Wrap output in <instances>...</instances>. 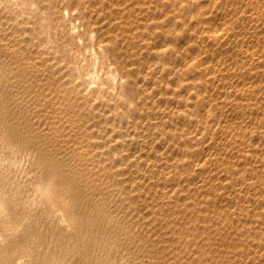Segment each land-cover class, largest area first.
Instances as JSON below:
<instances>
[{
	"label": "bare ground",
	"instance_id": "1",
	"mask_svg": "<svg viewBox=\"0 0 264 264\" xmlns=\"http://www.w3.org/2000/svg\"><path fill=\"white\" fill-rule=\"evenodd\" d=\"M31 1L42 5L41 0ZM72 1L79 8L76 16L83 17L82 23L86 26L85 31H78L77 35L98 33L92 45L107 66V73L102 76L104 80L95 79V87H89L93 81L86 77L92 70H87L79 57L80 48L50 41L45 33L50 31L49 24L43 30L44 34H40L34 31V25L24 23L27 19L20 21L17 11L16 14L12 12V17L6 13L15 0H0V58L4 61L0 71L9 83L14 80L26 84L29 95L34 98L20 90L21 98L25 102L26 98L33 101V106H44L51 118L54 117L52 128L58 131L62 124L64 138L75 134L77 140L74 143L61 142L59 146L63 149H60L61 158L58 159L66 164L72 178L78 179L86 191L90 190L91 197L100 201V206L97 205L102 212L99 214L101 220L112 223L115 206L121 201L128 202L129 207L142 199L144 211L140 217L143 222L145 219L154 225V238L163 236L162 241L159 240L162 248L158 249L161 263L264 264V0H70L65 5L60 0L55 8H51L61 18L64 7L72 8ZM19 9H24V5L21 4ZM57 23L63 24V21L59 19ZM31 37L35 40L29 45ZM99 44L103 48H99ZM112 65L116 67L110 73ZM111 76L116 77L115 84ZM125 77L127 82L120 83ZM16 90L19 91L18 86ZM15 92L11 94L15 95ZM34 132L35 128L32 134ZM71 180H67L64 192H55L60 195L58 206L62 208L68 205ZM40 189L42 194L52 197L50 186L43 185ZM67 208L63 210L67 212ZM72 212L74 217L76 212ZM62 215L59 216L74 221L73 217ZM75 222L66 224L75 228ZM122 223L125 227V222ZM119 225L114 226L119 228ZM8 237L3 234L1 239L5 241ZM102 241H107L106 253L103 252L99 259V255H94L98 260L113 264L115 257H111L109 251L115 240L113 243V240ZM22 242V253L16 260L28 264L29 260L22 257L32 255L34 251L30 247L28 250V245ZM118 244L120 246L122 242ZM101 248L95 249L101 251ZM121 251L123 253V249ZM237 256L242 259H235ZM103 261L100 262L103 264ZM4 262L0 260V264H10L8 259ZM57 263L51 259L42 264Z\"/></svg>",
	"mask_w": 264,
	"mask_h": 264
},
{
	"label": "rangeland",
	"instance_id": "2",
	"mask_svg": "<svg viewBox=\"0 0 264 264\" xmlns=\"http://www.w3.org/2000/svg\"><path fill=\"white\" fill-rule=\"evenodd\" d=\"M41 1H42L41 2L42 5L39 6V4L36 1L32 2L31 0H18V1L15 0V2H12L13 5H10L11 7H8L9 9L6 10L5 12L6 13L9 12L8 14L12 17V12L15 11V14H16V11H17V14L19 16V20L20 21L22 20V22L24 21V19L25 20L27 19L26 21H28V18L30 17L29 20L31 22L30 21H28V22L24 21V23L25 24L28 23L29 26L30 25L31 26L34 25V27H35L34 31L35 32L39 31L40 34L41 33L44 34L43 30L45 29L47 24H49L50 31H45V33H46V36L48 38H50V41H53L54 43H59V45L73 44L75 48H80L79 49V57L81 58L82 61L85 62L86 66H87L86 67L87 70L88 69L92 70V71H89L88 75L94 74V76L96 77L95 79L104 80L103 78L105 77V75L107 73V70H105V69H107L106 68L107 66H105L102 63L101 59L103 57H101V55L97 54L96 51H92V49H95L92 44H94V42L97 40L98 33H97V31H93L94 33L90 32V33L93 34V36L89 32L83 33L81 36L77 35V32L81 31V30L83 31L86 28V26H85V24L82 23V18L83 17L80 16V18H79V16H76V15H78L79 8H76L75 2H73V1L71 2L70 5H71L72 8L64 7V10H62L63 14H61V18H59L56 15V13H55V9H52V8H55L57 6V4L60 3V2H58L60 0H55V1L54 0H41ZM46 1H47V3H46ZM61 1H63L62 4L65 5V4L69 3L70 0H61ZM32 3H34V4H32ZM21 4L24 5V9H22V10L19 9V7H21ZM51 6H52V8H51ZM26 8H29V9H26ZM64 11L67 12V15H65ZM22 16L24 18H21ZM15 17H17V16H15ZM73 17H74V19H73ZM10 19H12V18H10ZM59 19L63 21V24L57 23V20L59 22ZM64 24H66V25H64ZM25 33H26V35H30V32H25ZM28 40L29 41L31 40V41L29 42V41L26 40V43L29 42V45L30 44L32 45L33 44L32 41L35 40V38L33 39L31 37ZM50 41H45V43H50ZM80 41H82L83 43H81ZM81 55H82V57H81ZM99 56L101 57V59H100ZM1 57H2V55H1ZM2 58H4V57H2ZM5 59H7V58H5ZM95 59H97V60L95 61ZM2 60L0 58V66H1L2 62L4 63V61H2ZM92 64H93V66H92ZM90 66L92 67V69H91ZM104 72H105V75H104ZM0 74L3 77L2 78L0 76V79H1V82H0V234H1L0 235V260L2 262H4V261L6 262L7 259H8V261H10V264H20L17 260L20 258L19 255L22 253V251H21V241H23L22 242L23 244L28 245V250L32 249L34 251V254H32V255L25 254V257L24 256L22 257L23 260H29L28 264H34V263L35 264H39V262H40V264H42V263H44L46 261H49L51 259L52 260L54 259V262H56V263L58 262L57 264H65V263H67V264H75V263H77V264H81V263L82 264H88V263L89 264H95V263L96 264H102L101 262L103 260H101V259L98 260V259H99V257L101 258V256L104 255V253H106V251H107V247H106L107 245H105L107 243V241H105L106 243H104V241H102L103 239H105V240L107 239L108 243L110 242L109 240H113V241H111L112 243L114 242V240H115V242H117L116 243L117 245L115 244V242L113 243L114 246L112 245L113 248H111L112 250L109 251V254L111 255V257L112 256L115 257V258H112L114 260L115 264H118V263L119 264H126V263L130 264L131 262H132L131 264H133V263L134 264H138V263H140V264H151V263H153L154 264V262H155V264H163V263H161V260H160V257H159V253L160 252L158 250V249L162 248V246H161L162 242H159V240L162 241L161 238L163 236L159 235L158 236L159 239H158L157 236L154 238L153 237L154 225L150 224V223L148 224L147 222H145V219H144V222H143V219H142L143 217H140V216L143 215V212L141 213V211H144V205H143L144 203L141 202L143 200L141 199V201L139 200V201H137V203L129 205L130 208L128 207L129 203L126 202V201H121L122 203H118V205L115 206V209H116L114 211L115 216H113L114 220H113L112 223H114V224L106 223L105 221H103V219L101 220V217H100L101 215H99V214H102V212H100V209H99V207L97 205V204H99L100 201L96 200V197H91L92 195H91L90 190L86 191L85 186L82 183H80V181L78 179L77 180L73 179L72 178L73 175H70L71 171H69V169L67 167H65L66 164H62V161L59 160L61 158L59 156V151H60L61 148L63 149V147H61L62 145L61 146H59V145L61 144L62 141H63L62 143L65 142V144H68L69 142L70 143H74V141L77 140L76 137H75V134L66 135L67 139L64 138L62 136V134H61V131H62L61 126H63V125L59 124V127H60L59 129H61V130L58 129V131L54 129L55 127L52 128L51 124H53L52 120H53L54 117L52 116V118H51V116L49 114V111L47 109H45L44 106H42V105L33 106V104H34L33 101L29 102V99L27 100L26 97H25L26 98V102H25V99L23 101V99L21 98V95H22L21 93L22 92L25 93V91H27V92L29 91V89H27L26 84H21V83H18L17 81H14V80H11L12 82L9 83L10 80L9 79L7 80V77L4 74H3L4 75L3 76L1 71H0ZM102 76H104V77L102 78ZM6 81H7V83H5ZM4 83L6 85H4ZM14 83H16V84H14ZM8 84H10V85H8ZM2 85H3V87H2ZM14 86H16V87H14ZM17 86H18V90L19 91L16 90ZM23 86H25L26 88L22 89ZM13 88L14 89L16 88L15 91L17 93L13 90ZM11 89H12V91H11ZM20 90H23V91L21 92ZM7 91H8V93H7ZM12 92H15L16 94L12 95L11 94ZM29 93L30 92H28L27 94L29 95ZM31 95H29V96H30L31 99H33L34 95H33V97H31ZM36 98L37 97H35V99ZM15 100H17V101H15ZM7 102H8V104H7ZM16 102H18L17 105H16ZM36 107H37V109L39 108L41 110H39V109L36 110ZM16 108H17L18 111H16ZM25 110L27 111V113H26ZM39 111H40V113H39ZM41 112H44V113H41ZM32 114H34L35 116L32 115ZM24 115H25V117H24ZM36 115H37V117H36ZM45 115H46V117H45ZM47 116H50V117L48 118ZM28 117H29V119H27ZM17 118H18V120H17ZM58 118H60V115L57 116V119ZM48 119H50V121ZM44 121H46L47 123L46 122L44 123ZM13 122H15V124ZM16 122L19 123V124H17ZM36 124H37V126H36ZM29 125H31L30 128H28ZM17 126L19 127L20 130L18 129ZM22 126H24V127H22ZM48 126H50V127L48 128ZM32 127L35 128L34 134H35L36 137L34 136V134H32V129H33ZM38 127H39V130H38ZM45 128L48 129L49 131L51 130L50 131L51 133L48 130L45 132V130H46ZM36 130L39 132L38 135H41V137L37 135L38 132ZM54 130H55V132H54ZM19 131H20V133H19ZM29 132H30V134H29ZM48 132L50 133V135H49ZM56 132H57V134H56ZM58 133H59V136H58ZM27 134H28V137H26V139H25V136H27ZM47 135H48V137H46ZM44 136L46 138H44ZM69 136H71V137L69 138ZM57 137H59L60 141H59V139ZM20 138H21V140L19 141ZM61 138H62V140H61ZM73 138H74V140H72ZM44 139H46V140L49 139V140H47V142L46 141L44 142ZM52 139H54V142H53ZM70 139H71V141H70ZM50 140H52L51 141L52 143L50 142ZM56 140H58V141L55 142ZM38 142L41 143V144H39ZM45 144L48 145V148H47V145H45ZM65 144L63 146H65ZM17 147H19V148H17ZM50 147H52V148H50ZM12 148L13 149L15 148V149L12 150ZM46 148L48 149V152L46 151L47 150ZM55 151H56V153H55ZM49 153H51V154L48 155ZM58 157H59V159H58ZM55 159H57V160H55ZM10 162H11V164H10ZM35 163H36V165H35ZM34 166H36V167H34ZM71 178L73 180V182H72L73 184H72V186L70 188L71 190H69V192H68V195H69L68 198H67L68 199V205L64 206L65 208H62L61 206H58V204L60 205V199H59L60 195L58 193H55V192L56 191H61V190L64 192L66 190L65 189V184H66V182L71 180ZM79 183H80V186L78 185ZM43 185L44 186L45 185L46 186H50V188L52 189V192H53L52 194L53 195H52L51 198L49 197V195L47 193H43L42 194L40 186H43ZM82 185H83L84 188L82 187ZM74 186H76V187H74ZM79 188H80V190H79ZM88 194H90V197H89ZM92 198H94L95 201ZM81 199H82V201H81ZM139 202H140V204H139ZM141 203H142L143 207H142ZM120 204H122V205H120ZM137 204H138V206H141V207L139 208L137 206ZM92 205H93V207H92ZM99 206H100V204H99ZM134 206H135V208H134ZM60 207H61L62 210L66 209V207H68L67 208V212H65L66 210L65 211L63 210L64 212L62 210H59ZM120 207L121 208L123 207L124 210H125V208H126V210L127 209L128 210L127 211L126 210L124 211L123 209L120 210L121 209ZM91 208H92V210H91ZM70 209L71 210L74 209L73 211L76 212V213L72 212ZM129 209H132V210H129ZM68 210H70V211H68ZM58 211L61 212V213L58 214L57 213ZM120 211H121V213H119ZM123 211H124V213H123ZM69 212H70V214H68ZM71 212L74 213V215L76 217L75 216L73 217V214L71 215ZM62 213H64V215L68 214L67 216H70L71 218L73 217L74 219L72 218V220H74V221H70L69 222L68 220H65L64 217L66 218V216L61 217V216H63ZM139 213H141V215H139ZM92 214H94V215H92ZM116 214H118L119 216L116 215ZM122 214H124L123 215L124 217L122 216ZM59 215H61V216H59ZM87 215H88L89 218L87 217ZM90 216H92V219H91ZM94 216H97V217H94ZM120 216L123 217V218L119 219ZM128 216H131V217L129 218ZM136 216H137V218H136ZM60 217H61V219H60ZM98 217H100V218H98ZM126 217L129 220L132 219L131 222L132 221L133 222L130 223L129 220L126 221ZM86 218H88L87 219L88 221H86ZM90 219L93 220V221L95 220L96 222H94V223H96V224H93L92 223L93 221H91ZM75 220L76 221L78 220V223L75 222ZM136 220H137V222H136ZM66 221L68 222V224L75 222L76 223V226H75L76 229L73 227L74 225L66 224L67 223ZM81 221L83 223H85V224H83ZM85 221L87 223H89L88 224V228H87V223ZM116 221L119 222V223H116ZM123 221L125 222V224H124ZM141 221H142V224H143V228H141L142 227V224H140ZM120 223L124 224L125 227L122 226ZM92 224H93V226H95V228H93ZM97 224H99L100 226L97 225ZM109 224H112L113 226H110ZM117 224L118 225L120 224L122 227L119 225L121 227V228L119 227L120 229L118 228V226L115 228V226ZM132 224H133V226H132ZM65 225H67V227H65ZM80 225H82V226L80 227ZM90 225L92 227H90ZM151 225H153V227ZM63 226H64V228H63ZM70 226H72V227H70ZM77 226H79V227H77ZM144 226H146V228H145L146 230L144 229ZM68 227L70 229H72V230L68 229ZM84 227L87 228V229H85ZM99 227H101V228L99 229ZM91 228H93L91 230L92 232L90 231L91 233H93L92 238L90 236L92 234H90V232H87ZM139 228H140L141 231L139 230ZM107 230H108V232H107ZM111 230L113 231V233H112ZM124 230H126V232ZM148 230H151V232L148 231ZM93 231H95V232H93ZM109 231H111V233ZM119 231H120L121 234L119 233ZM127 231H128V233H127ZM61 232H62V234H61ZM139 232L145 237L143 238ZM148 232L150 233L149 236H148V234H149ZM102 233H103V235H102ZM126 233H127V238L124 237V235ZM137 233H139V235ZM3 234L9 236L5 241L3 239H1ZM86 234H87V236H86ZM95 234L97 236H95ZM99 234H101L103 237H101V235H99ZM118 234H120V235L118 236ZM131 234H132V236H130ZM146 234H147V237H146ZM113 236H114V238H112ZM130 237H131V240L129 239ZM36 238H37V240H35ZM97 238H98V240L95 241V239H97ZM117 239H118V241H117ZM138 239L139 240L142 239V240L137 241ZM64 240H66V241H64ZM68 240H69V242H68ZM87 240L90 243H92L93 241L94 242L91 245ZM132 240H133V242H132ZM81 242H83L84 244H81ZM121 242H122V245H124L125 248H122L123 247L122 245L119 246L118 243L121 244ZM37 243H39L40 245L37 244ZM98 243L100 244V246H98L99 245ZM138 243L141 245V249H139L140 245ZM158 243H159V246H158ZM68 244H69V246H68ZM80 244L82 246L81 248H80ZM127 244H129V246ZM146 244L148 246L154 244V246H150V248H151L150 249ZM63 245H65V246H63ZM95 245H96V247H95ZM104 245H105V247H104ZM125 245L130 247V249L127 248ZM130 245H132V247ZM133 245H136V246L133 247ZM36 246H38V247H36ZM77 246H78V248H75ZM102 246L104 247L103 249L101 248ZM29 247H30V249H29ZM40 247H41V249H40ZM97 247H99V249L101 248L103 251L102 250L100 251L99 249L98 250L95 249ZM114 247H116V249L118 251L115 250ZM152 247H154V250L152 249ZM155 247H156V249H155ZM64 248H65V251H64ZM70 248H71V250L69 251ZM147 248L149 249V251H147L148 250ZM104 249H106V250H104ZM122 249H123V253L121 251ZM128 249H129V251L131 250V251H134V252H129V251H127ZM142 249L145 251V253H144V251ZM28 250H26V251H28ZM96 250H97V252H96ZM113 250H115L116 252H114ZM59 251H60V253H59ZM99 251H100L101 255H100V253H98ZM137 251L138 252L142 251L143 254L141 252L137 253ZM24 252H25V250H24ZM36 252H39V254H37ZM41 252H43L44 254L41 253ZM135 253H136V255H135ZM149 253H151V254H149ZM58 254H59V258H58ZM91 254H93V255H91ZM94 254H96L97 256L99 255L98 259L96 258L97 256H95ZM148 254H149V256H148ZM72 255H74V256H72ZM120 255H121V257H120ZM9 257H10V259L12 261L9 259ZM42 257H43V259H42ZM61 258H62V260H61ZM70 258L72 259L71 261H69ZM86 258H87V260H85ZM92 259H94V260H92ZM154 259H156V260H154ZM63 260H65V261H63ZM96 260H98V261L94 262ZM30 261H31V263H30ZM82 261H84L85 263L82 262ZM91 261H92V263H91ZM11 262H13V263H11ZM23 262L21 264H23ZM98 262H100V263H98ZM104 263H105V261H103V264ZM105 264H107V262Z\"/></svg>",
	"mask_w": 264,
	"mask_h": 264
},
{
	"label": "clouds",
	"instance_id": "3",
	"mask_svg": "<svg viewBox=\"0 0 264 264\" xmlns=\"http://www.w3.org/2000/svg\"><path fill=\"white\" fill-rule=\"evenodd\" d=\"M65 15H67V12H65ZM81 43H83L82 41H80ZM98 47L99 48H103V45L102 44H99L98 45ZM92 51H95V49H92ZM195 61H193V63H194ZM115 65H112L110 68H109V72L110 73H112L114 70H115ZM189 67H191V65H189ZM87 79H89V80H92L93 81V83H91L90 85H89V87L91 88V87H95V76H94V74H90L88 77H86ZM111 79H112V81H113V84H115V82H116V77L115 76H111ZM127 82V77H125L124 79H122L121 81H120V83H126ZM223 259H227V257H224ZM235 259H242V257H236Z\"/></svg>",
	"mask_w": 264,
	"mask_h": 264
}]
</instances>
